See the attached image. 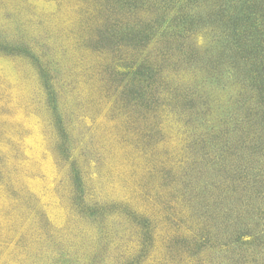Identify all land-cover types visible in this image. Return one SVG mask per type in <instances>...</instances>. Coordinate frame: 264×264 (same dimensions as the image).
Segmentation results:
<instances>
[{"label":"rangeland","instance_id":"obj_1","mask_svg":"<svg viewBox=\"0 0 264 264\" xmlns=\"http://www.w3.org/2000/svg\"><path fill=\"white\" fill-rule=\"evenodd\" d=\"M0 264H264V0H0Z\"/></svg>","mask_w":264,"mask_h":264}]
</instances>
